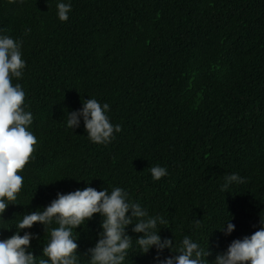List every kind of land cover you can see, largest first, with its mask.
Wrapping results in <instances>:
<instances>
[{
    "label": "trees",
    "instance_id": "1",
    "mask_svg": "<svg viewBox=\"0 0 264 264\" xmlns=\"http://www.w3.org/2000/svg\"><path fill=\"white\" fill-rule=\"evenodd\" d=\"M57 0H0V31L23 41L19 82L38 144L20 173L24 184L0 217V239L24 214L43 210L57 193L120 186L147 217L161 216L159 254L142 253L126 213L132 246L124 264H157L185 236L214 264L232 240L251 234L264 216V0H71L60 21ZM30 31L25 34V30ZM95 97L110 105L122 131L94 144L84 120L67 115ZM167 168L153 180L150 168ZM236 173L245 182L225 177ZM94 213L73 229L78 264L103 232ZM235 225L225 234L227 223ZM55 223L19 229L33 234L40 259Z\"/></svg>",
    "mask_w": 264,
    "mask_h": 264
},
{
    "label": "clouds",
    "instance_id": "2",
    "mask_svg": "<svg viewBox=\"0 0 264 264\" xmlns=\"http://www.w3.org/2000/svg\"><path fill=\"white\" fill-rule=\"evenodd\" d=\"M72 10L71 0H57L56 12L60 21H67ZM30 29L25 30L27 34ZM23 41L0 31V217L13 201H16L24 184L20 174L36 150L38 139L31 130L33 114L25 104L26 92L21 83L26 68L22 51ZM79 111L67 115L65 126L72 129L84 120L88 139L94 144H109L115 134L122 131L121 125L113 124L109 117L110 105L95 97L83 100ZM152 179L160 180L168 175L166 167L159 164L150 168ZM221 190L228 188L229 182H245L243 177L232 173L225 178ZM131 209V217L145 219L135 224L133 231L143 233L136 244L142 253L155 247L157 254L165 248H172V242L161 239L157 233V224H166L161 216L147 217L138 203H134L126 189L120 186L97 191L85 187L68 193H57V197L42 211L24 214L17 222V231L11 236L0 239V264H78L76 237L73 229L81 226L86 218L94 213L103 217L100 238L89 249L88 264H124L128 250L132 246L125 227L131 223L126 213ZM34 222L51 228L49 239L42 248L40 259L29 251L33 234L19 229L30 228ZM235 228L227 223L225 234ZM179 254L157 264H208L204 257L208 254L191 237L185 236L175 249ZM214 264H264V216H259V227L249 235L234 239L227 249L215 257Z\"/></svg>",
    "mask_w": 264,
    "mask_h": 264
}]
</instances>
